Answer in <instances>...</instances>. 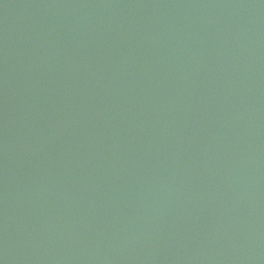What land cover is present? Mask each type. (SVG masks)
Instances as JSON below:
<instances>
[{"label":"water","instance_id":"1","mask_svg":"<svg viewBox=\"0 0 264 264\" xmlns=\"http://www.w3.org/2000/svg\"><path fill=\"white\" fill-rule=\"evenodd\" d=\"M0 264H264V0H0Z\"/></svg>","mask_w":264,"mask_h":264}]
</instances>
